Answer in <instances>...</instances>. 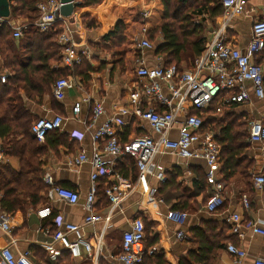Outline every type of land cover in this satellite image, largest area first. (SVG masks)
Here are the masks:
<instances>
[{
    "label": "crops",
    "instance_id": "obj_1",
    "mask_svg": "<svg viewBox=\"0 0 264 264\" xmlns=\"http://www.w3.org/2000/svg\"><path fill=\"white\" fill-rule=\"evenodd\" d=\"M116 1L105 0L102 5L94 8H77L75 16L66 20L72 29V36L79 53L83 51L90 53L83 58L93 69L90 79L85 81L83 77H76L70 73L67 78H72V86L67 90L63 101L54 97L53 88L51 97L46 96L41 105L28 101L23 95V99L27 101V105L35 117L38 119L52 118L55 115H60L65 121L59 132L69 136L70 139L75 137L76 143L72 149L61 146L56 152L49 151L44 158L45 166L43 167L42 181L43 178L49 176L57 186L76 191L80 196V201L74 206H69L58 199L54 202L46 200L44 205H39L35 210L16 213L12 216L13 229L11 234H5L0 230V251L9 247L15 256L26 255L32 262H47L48 253L45 250V244L52 241L53 230L58 228L57 221L62 220L69 224L83 225L84 218L88 215L85 210V200L89 192L92 167L86 163L79 168L69 169L67 163L68 160L80 153H85L89 158L92 156V132L100 125L113 119L122 143H127L146 133L156 136L151 132L148 125L145 124V128L140 127L139 122H130L127 117L121 115L120 111L126 105L128 91L136 81V61L142 60L149 67L163 64L160 62L163 59L156 56L155 51L139 49L138 35L143 27L150 31L160 25L164 17V6L161 0H121L126 7H136L142 14L144 12L151 13V17L147 21L143 20L144 26L141 29L140 26H133L125 33V36L135 44L130 47L131 51L127 50L128 62L125 70L121 71L114 67L117 52L110 53L101 50L99 47L101 40L112 32L116 25L117 19L111 15ZM263 9L264 0H248L246 14L235 17L227 28V42L241 50L245 49L252 37V24L254 21L263 18L261 15ZM85 13L90 14L92 19L96 21V26L92 29H89L81 19ZM197 21L205 26L210 39L212 33L222 26L223 17L213 19L208 15H203ZM11 22L14 25L24 24L26 27L30 23L27 17H18L12 19ZM57 68L64 69L61 63ZM4 74L11 76V73L5 70L0 56V77ZM246 87L250 91L252 90L251 83H246ZM85 98H89L90 103L83 105L80 116L75 119L72 112L73 106ZM96 104L103 107L105 114L97 119L92 130L87 131V125L90 124L92 111ZM241 113L246 114L251 121H264V101H260L252 95L251 104L243 108ZM223 115L224 111L221 115L216 114V117L221 119ZM128 122L130 123L127 125ZM180 125L181 123L176 124L175 131L171 134L172 138L177 137V130ZM250 146L248 157L253 159L256 164L250 172V180L246 181L238 174L230 180L224 181L222 175L228 196L224 207L212 215L205 211V206L212 196V188L207 184L205 162L183 160L172 155L159 156L155 160L158 166L157 174L162 172L165 181L160 183L157 176L146 177L150 189L158 188V192L152 197L143 196L139 188H135L139 178L136 166L134 174L137 177L134 181L132 179L133 172L131 170L127 172L124 169V174L128 175L129 178L121 176L122 188L127 191L128 196L121 207L114 211L112 221L108 225L99 223L83 228L84 237L92 241L93 244H96L97 238L102 237V249L98 259L87 257L85 254L80 259H72L68 251L61 250L58 263L121 264L119 256L122 253L123 234L131 229L132 224L137 219H141L146 228V249H156V256H161L165 264H180L182 260H189L190 252L196 249L193 232L199 229H208L212 233L210 242L225 239L228 241L227 244L232 243L241 247L247 253V257L239 262L230 256L226 250H223L215 264H255L256 259L264 260V237L256 234L249 227L250 223L259 220L264 221V191H256L252 185L253 175L260 168L263 155L258 146L251 144ZM4 149L0 142V165L9 166L17 172L20 171V159L5 154ZM167 179L172 180L168 183ZM108 181L110 184L115 182L119 184V181L109 179ZM102 183H99L94 212L106 216L109 213V201L104 193L107 187ZM243 193H247L249 196L251 204L249 212L244 211L240 203V197ZM48 204L53 209L52 217L47 220L39 219L36 211ZM176 205H179L180 209L188 214L187 222L182 228L187 235V239L183 242L175 240V234L180 227L165 218L167 213L173 210ZM233 214H238L243 219L239 235L232 232L233 225L229 219ZM46 230H49V235L46 234ZM73 238L71 236V239ZM150 257L152 256L146 258ZM0 264H2L1 253Z\"/></svg>",
    "mask_w": 264,
    "mask_h": 264
},
{
    "label": "built area",
    "instance_id": "obj_2",
    "mask_svg": "<svg viewBox=\"0 0 264 264\" xmlns=\"http://www.w3.org/2000/svg\"><path fill=\"white\" fill-rule=\"evenodd\" d=\"M13 1L10 0V3L13 4ZM220 3L224 10L222 26L212 33L205 50L191 65L192 68L181 70L177 66L167 67L164 63L149 67L142 60L136 61V81L129 89L127 103L120 113L130 122H139L140 127L145 128L148 125L156 136L146 133L122 143L115 121L111 119L92 132L93 149L90 158L85 153H80L68 160L69 169L79 168L86 163L92 167L89 192L85 200V210L88 215L84 218L83 225L57 221L58 228L52 235V241L45 244L48 253L47 262H32L26 255L15 256L9 247H5L0 251L2 264H59L61 250L68 251L72 259H80L83 254L98 259L102 249V237L97 238L96 244H93L84 237L83 228L99 223L108 225L113 219L114 211L121 207L128 196L127 191L122 188L121 176L116 171L118 163L128 157L134 160L139 172L135 188L138 187L143 196L150 197L158 192V188L150 189L146 177L157 176L160 183L165 181L162 172L157 174L158 166L155 160L159 156L172 155L183 160L205 162L207 182L212 188V196L205 206V211L212 215L224 207L228 194L221 174V148L217 133L212 129L204 130L202 113L219 98L221 103L217 109L218 115H221L226 108L238 109L251 104L252 95L264 101V68L256 63L257 56L264 49V9L261 12L263 18L252 24V37L248 46L241 50L227 42L226 30L235 17L246 14L248 0H220ZM61 7V0H40L36 5L38 17L34 21V27L45 34L50 33L56 23L64 24L57 42L61 48V66L74 73L83 58L90 53L88 51L79 53L72 36V29L66 22L67 19L57 15ZM150 14L144 12L143 20L147 21L151 17ZM11 20L12 18L7 22L13 29V38L19 41L24 37L26 26L14 25ZM147 34L148 29L143 27L138 35V47L140 50L152 51L154 45ZM7 78L8 75L4 74L0 77V81L6 83ZM71 79V77L62 78L54 84L53 95L57 100L65 99L67 90L72 86ZM246 83L252 84L251 91L247 89ZM85 103H90V99L85 98L74 104L72 112L75 119L80 116ZM193 110L199 111L201 115L192 114ZM104 114L103 107L96 104L87 131L92 130L97 119ZM64 121L65 119L60 115L39 118L33 124L32 135L39 143H44L48 133L59 131ZM177 123L181 125L177 130V137L172 138L171 134L175 131ZM248 142L258 146L263 155L261 166L252 180L254 189L263 192L264 121L255 120L250 123ZM103 144L104 146H101ZM102 177L119 181V184L112 183L105 190L109 201V213L106 216L94 212L99 180ZM43 182L49 187L48 201L54 202L58 199L69 206L79 203L80 196L76 191L57 186L49 176L43 178ZM240 203L244 211H250L251 204L247 193L241 194ZM36 215L41 220H47L52 217L53 209L48 204L37 210ZM165 218L180 227L175 234V240L185 241L187 235L182 228L187 222L188 214L170 210ZM229 221L233 225L232 232L239 235L243 222L241 216L233 214ZM12 222L13 217L0 203V230L5 234H11ZM249 227L256 234L264 237V221L250 223ZM46 234L49 235V230H46ZM71 236L74 238L71 239ZM145 241V225L141 219H137L131 229L123 234L122 253L119 256L121 264H145V258L157 252L156 249H146ZM226 251L239 262L247 257L244 249L232 243L227 245ZM254 263L264 264V260L256 259Z\"/></svg>",
    "mask_w": 264,
    "mask_h": 264
},
{
    "label": "trees",
    "instance_id": "obj_3",
    "mask_svg": "<svg viewBox=\"0 0 264 264\" xmlns=\"http://www.w3.org/2000/svg\"><path fill=\"white\" fill-rule=\"evenodd\" d=\"M40 0H14L11 4V18L27 17L30 21L24 30V37L18 43L13 38V29L7 21L0 18V56L6 71L11 73L6 83L0 81V142L5 148V154L20 159L21 170L14 171L9 166L0 165V203L3 209L14 216L18 212L26 213L44 205L47 200L48 187L42 181L44 158L49 151L56 152L61 146L72 149L75 139L61 134L59 131L48 133L45 142L40 144L32 135L33 124L38 120L23 99L41 105L46 96L51 97L54 84L62 78H67L70 71L58 69L62 61L61 48L58 39L62 34L63 23L58 22L50 33H40L34 27L38 17L36 4ZM77 8H94L103 4L105 0H75ZM164 6V17L160 25L148 31L147 37L153 44L157 42L155 55L164 59L165 66H177L179 69L192 68V64L205 50L209 36L205 26L197 19L208 15L213 19L224 15L220 0H161ZM34 14L32 18L31 15ZM111 15L117 19L114 30L101 40L99 47L104 51L117 52L115 68L125 70L124 50L126 46L127 30L133 26H144L142 12L136 7H126L117 0ZM83 23L89 29L96 26V21L90 14L81 16ZM153 49V50H154ZM256 63L264 66V49L257 56ZM93 72L87 61L73 73L76 77L90 79ZM221 99L214 101L202 114L204 130L210 127L217 132L218 144L221 148L222 175L228 181L236 175L250 180V172L255 161L248 157L250 149L249 122L247 115L241 118L235 109H224V115L219 120L216 117ZM220 101V102H219ZM194 115H201L199 111H192ZM116 171L123 178L124 169L133 172L136 179L135 162L128 157L118 163ZM172 180V179H171ZM167 179L168 183L171 181ZM103 182V183H102ZM107 188L111 185L106 177L100 182ZM208 184V182H207ZM204 187V185L201 184ZM106 188V189H107ZM99 190V188H98ZM198 192H201L198 190ZM105 193V192H104ZM173 210L180 209L179 205ZM146 230V228H145ZM56 228L53 230V233ZM195 251L190 252L189 260H182L180 264H215L223 250L227 249V240L210 242L212 233L207 229L193 232ZM157 253L145 259V264H165Z\"/></svg>",
    "mask_w": 264,
    "mask_h": 264
},
{
    "label": "water",
    "instance_id": "obj_4",
    "mask_svg": "<svg viewBox=\"0 0 264 264\" xmlns=\"http://www.w3.org/2000/svg\"><path fill=\"white\" fill-rule=\"evenodd\" d=\"M75 2V0H61L62 7L57 15L63 19H72L78 7V4ZM0 18L3 21H7L11 18L10 0H0Z\"/></svg>",
    "mask_w": 264,
    "mask_h": 264
},
{
    "label": "rangeland",
    "instance_id": "obj_5",
    "mask_svg": "<svg viewBox=\"0 0 264 264\" xmlns=\"http://www.w3.org/2000/svg\"><path fill=\"white\" fill-rule=\"evenodd\" d=\"M31 17L33 18L34 17V14H32L31 15ZM92 18V17H91ZM32 22V20H29V22ZM156 29V28H155ZM154 29V30H155ZM131 38H133V36L131 35ZM126 45L127 46H125V48H124V50H125V52L127 53V50L129 51H131V46L133 45V44H135V42L133 43V42H131V40H129L128 39V37H126ZM158 41H160V36L158 37V38H156V41L155 42H153V45H155V48H156V44H157V42ZM131 42V43H130ZM155 51V49L153 50V52ZM112 52H115V50H113V51H111L110 53H112ZM117 57V56H116ZM116 57H115V59H116ZM127 62H128V59L126 58V56H125V65L127 64ZM160 62H162V63H164L165 62V60L163 59V60H161ZM246 107V106H245ZM245 107H240V108H238V109H235L236 110V115L238 116V118H241L242 117V110H243V108H245ZM219 120H220V118H219ZM242 122H244V121H246V122H249V123H251L252 121L249 119V118H246V120H241ZM256 165V164H255ZM255 168V166L253 167V169ZM252 169V170H253ZM246 180V179H245ZM246 181H249V180H246Z\"/></svg>",
    "mask_w": 264,
    "mask_h": 264
}]
</instances>
